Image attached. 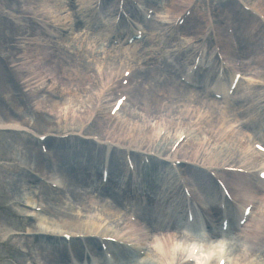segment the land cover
<instances>
[{
  "label": "bare ground",
  "instance_id": "bare-ground-1",
  "mask_svg": "<svg viewBox=\"0 0 264 264\" xmlns=\"http://www.w3.org/2000/svg\"><path fill=\"white\" fill-rule=\"evenodd\" d=\"M91 1L92 0H86V1H80L79 3L80 4L87 3L91 6ZM94 1L95 2L93 4L96 3V0ZM112 1L113 0H107L105 4L107 3L110 4ZM185 1L188 4L191 0H164L163 16L161 17L163 22L166 20V23H168L171 17L176 16L179 13L181 14L182 10L185 9V7L187 6V4H185ZM237 3L238 2L236 1L229 3L232 9L229 8L228 6H225L224 8L227 10L228 13H230L228 9L231 10V14L233 15V13L235 12L234 9H236ZM15 7H16L15 15L17 14L20 19H22L21 16L23 15L24 16L25 15H33V16L37 15L36 23L27 21L29 25L30 24L42 25V22L44 20L50 21L51 19L53 20V18L55 20H53L52 23L68 21V19L65 17L62 19L63 11H65V5L62 0H15ZM250 9L256 12H259L261 15L264 16V12L258 11L253 5L250 7ZM90 12L91 11H89V13ZM134 12L136 14V11ZM239 13H240L241 19L245 20L243 21V28H244L243 33L248 31L250 33L251 38L254 37L252 36V33H254V31L261 33V34L262 32L264 33L263 31L264 26L263 24H261L262 22L260 23L257 19H255L252 16H251L252 18L248 17L249 19H247L246 17L248 16V14L242 9H241V12ZM80 16H82V12H80ZM102 22H104L108 27L111 28V19L109 17L108 19H103ZM202 28L203 27L201 26L200 23L195 25L194 23L189 22L188 25L186 24L181 30L183 36L180 35L179 38H181L180 40H182L184 44L191 43L190 40H195L197 36L201 33ZM122 30H124V28H119V31H122ZM30 31H31V26L25 27V28H17L15 30V32H17L15 36L19 37L18 39L20 40L21 44H24V47L19 50L20 60L18 59L19 61L18 65L20 66L19 70L22 69L21 73L25 72V68L27 66L25 65L24 62H31V52L36 53L38 51H42V49H36L34 47L32 48L31 46H29V45H34V43H30V42L37 41L35 38H32L33 34ZM111 31L115 33V31L113 30ZM234 32L237 35L238 32H236L235 30ZM237 37L239 38V36ZM92 42L94 43V40ZM87 44L92 45L91 42H88ZM238 45H239V49H240L241 55L244 60V65H245V66L243 65L244 81L239 82L236 88L237 90L235 91L236 94L232 97V100L230 102L233 103L234 99H236L239 102L238 103L239 106L236 109L227 111L226 107L221 106V105H225L230 102H226V101L212 102L211 101L213 108L214 106L215 108H218L223 118H226V115H225L226 112L234 113L236 110L243 111V109L247 111V108H246L247 105L250 106V111L254 110L255 108L252 106L254 101H252V99L254 98L253 96L255 95H253V93L250 92L251 91L250 87H253L259 84H264V62H262V65H261V71H263V74H258L257 72L258 68L255 65H253L255 66V68L253 69L246 67L245 62L247 59L245 56V52L243 53V46H242L243 42L240 40L238 42ZM220 46H221L222 53L224 54V56L228 59H232L233 54L231 52L230 46L224 43H220ZM153 49L154 47L153 48L152 46L149 47L148 49L143 51L141 54H139V56L137 55V59L139 61L138 64H140V60H141V63L143 61L144 66L149 65L151 67V71L153 73L151 77L155 80L158 93H160L162 90H164L163 86H165V89H168V90H170V87L167 88V86L169 85L167 81L165 85L163 81L162 85L158 87V83H160V79L159 78L155 79V77H153L157 75L158 73L157 70L154 68L153 63H152V66L149 64L150 62H153L152 58L150 57V52ZM127 52L128 50L123 49L122 55H125ZM41 55L42 54H40L39 56ZM263 56H264V50H263ZM43 57L44 55L41 58ZM90 57L92 56L89 55L88 58ZM118 59L122 62V64L124 63V61L121 60L122 59L121 55H118ZM32 66L26 68L28 70V76L31 78L25 79L24 80L25 82H22V84L26 83L27 84L26 86H30L31 88H35V89H38L39 87L40 89L44 88V91H47L48 89H50L51 86H48L49 82L46 81V78L42 77L41 75L40 76L35 75L33 72ZM77 66L81 67L79 64L64 65L63 73L60 77H58V81L60 82L62 81V82L59 83V86L57 85V87L53 90V93L50 97H47L45 95L41 100H38V102L36 103V107L38 109H41L43 107L49 113L50 116L52 115L53 117L54 116L56 117L55 122L49 121L48 119H43L47 123L44 129L46 133L51 134V135L57 134L59 130L63 129V126H62L63 118H65V114L66 116L69 115L70 119L68 122L67 129L70 132V136L68 137L71 139V141L73 142L75 146H79L80 151L79 153L73 152V154H70L68 156L60 154V160L62 162V164L60 165L65 166L63 170L65 177L68 178L70 182L75 183L77 182L75 174L77 171H79L83 173L82 176L84 179H88V181L97 180V178L95 177L96 164L102 163L103 165L107 163L109 166L107 186L110 187L112 183H114L115 178L117 177L122 178L121 173L117 172L118 165L115 162V160H113V158H110L108 159V161L102 160L101 162L99 161L101 159V155H96V157L94 158L93 151L92 152L89 151L88 148L84 147L85 145H81V144L92 145L93 149L98 150V154H107L109 152L111 153V155L120 154L122 153V151L119 150L118 148H115L113 146H102L101 145L104 143L105 140L114 138V142H117L120 140L121 143H127L129 145L136 144L134 147H137L139 150H143L148 144L150 145L155 144L158 138V134L155 137L154 135L156 133L154 132L158 130L159 128V125L161 124L160 122H162V116H159V111H157L156 112L157 116H155L152 120H150L151 118L150 112L146 104L148 105V100L150 99L151 96H148L146 93H144L145 96H144V99H142L143 101L141 104V107H142L141 110L137 111V113L133 112L134 113L133 116L129 117L130 120L137 119V121L132 122V123H126V122L117 123L115 129L111 131V133H109L108 136H105L106 135L105 129H100L99 133L101 136H104V137H102L99 142L94 143V144L90 143L91 141H83V140L76 139L74 137L75 133H81V131L87 130L86 125L89 122V120H91V118H93L94 116L96 117L99 114H101V112H98V109L96 108L95 105L100 101L101 97L105 95L106 87H108L113 80V79H109L108 76H106L105 84L101 85L100 81L98 80V77L95 75V72L91 73V71L94 70V66L92 64H90L89 67H84V68L82 67L77 68ZM113 67L115 66L113 65L111 68ZM45 68H46V72L52 73L51 75H53L54 71L52 70V68L51 69H49V67H45ZM111 68L106 67V71L109 72ZM154 69L157 72L155 74H154ZM137 71H140V70L137 68ZM1 78H2L1 79V93L6 95L7 93L10 92V88L7 85L4 74H1ZM63 79L65 80L64 84H63ZM55 81H56V76H55ZM207 81L208 79L205 78V83H207ZM52 85L55 86L54 84ZM215 86H217L218 88H221V90L224 91L227 84L224 82H219L215 84ZM215 90L216 88L213 87L212 91H215ZM35 91L40 92V90H35ZM171 94L172 93L168 91L166 97H169L170 102H173L174 99L171 98L172 97ZM53 95L54 97L57 95H65L67 99H70L71 101L70 105H66L65 103L63 105L59 104L57 101H54L52 99ZM134 95H135V92H134ZM150 102H152V100ZM145 106H146V110H145ZM159 106L162 107L163 105L159 104ZM172 106L175 107L174 104L170 103L169 107H172ZM178 112L180 114H183V112L181 111V108L178 109ZM62 113H63V116L60 115ZM179 115L176 120L177 122L181 123L180 125L184 126L186 119L183 117H180ZM232 116L235 119H237V116L235 114H232ZM11 119L12 118L9 115L6 116L5 121L6 123H9V125H5V126L19 125L17 127H23V125L28 126L30 124L29 120L24 119L22 123H17L16 121H12ZM31 127L35 128L34 125H32ZM206 130H207L206 132L207 135L204 134L203 139L194 138L193 140H189L185 144L181 152L175 156L177 160L186 159L187 156H190V158H195L194 156H197V154L199 153V150L203 148V144L205 143L206 138L209 140L210 139L213 140V136H216L217 139L221 138V142H216L214 144L217 146V149H218L217 153H211L209 156L205 155V157L203 158V160L207 162L208 164L214 165L220 162L223 163V162L231 161L230 158H232L231 157L233 155L232 152L238 153L239 155L238 160H240L241 163H246L247 164V165L245 164L246 166L253 167L259 163L264 162V156L255 154L252 151H249L247 146L245 147L238 143L237 140L239 137L242 136L241 134L237 135L234 131H225V130H222L220 134L218 130V126H213L212 122L209 123V126L206 128ZM167 136H168V133H166L161 138L159 142V146L163 145V143L167 139ZM176 136L177 137L175 139L173 138V142L169 143V146H171L175 142L179 134L178 135L176 134ZM235 136H236V139H235ZM132 149L133 148L127 146V149L124 151L128 153ZM147 151H151V150H147ZM219 152H224V153L223 155H221ZM226 152H227V155L224 156ZM30 156H31V153L29 152V157ZM164 157L165 158L153 160V164H154L155 171L157 172V174H159L161 178L163 179L165 178L168 182L169 181L168 174H173L175 173V171L171 170L170 167L169 169L165 165V163L167 164L166 160L167 159L171 160V158L166 157V156ZM217 159L219 160L216 161ZM165 170L168 172V174ZM33 172L39 173L41 175L45 173V167L41 161V158H37V164L34 165ZM189 173L193 179H195L197 182L200 183L201 188L206 192V195L208 197V202H207L208 208L202 212L204 216L203 222L205 220L208 223L213 224L215 222L213 211L217 213V210H216L217 206H214L213 198L215 197L216 199H218L220 197L219 191L216 188V186H214L211 182L208 181L207 183L205 181L207 183L206 184L202 179L203 178L202 174H200L199 172L189 170ZM235 177L238 179H245V177L238 176V175L233 176V179H228L227 182L233 190L241 192L243 196L247 195V193L255 192L256 194H258V197H257V206L255 207L252 216L248 220L247 225L242 230L234 232L237 239L235 241L236 243L233 244V249L231 247V250L229 251V255H228L229 261L234 264H264V259H260V258L258 259L255 257V249H254L256 245L260 246L261 239L262 237H264V190L260 188L259 189L254 188L253 185H242L240 183H237L234 180ZM26 178L28 179V175L26 176ZM98 180H99V187H101L100 177ZM30 181L33 183L32 180L28 179V182ZM162 185L163 186L166 185L164 190L155 188L154 183L152 186L148 185L145 191H143L142 201L146 203L154 204L153 210L150 212L149 217L150 219L152 218V222H154V224L156 223L157 225H159L160 223H164L163 221H166V224H163L164 226H156V227H163L165 229L167 227H171L175 221L174 215L176 214L177 206H171V204L173 202L177 203L176 201L177 196L175 195L174 187L172 188V185H170V183L168 184L163 183ZM83 189H86V188L84 187ZM73 190L74 192L73 191H69V192H72L71 193L72 196L74 195L77 196V207H76L78 208L77 211L75 210L76 208L67 207V206L65 207L63 206L62 203H59V202L56 203L55 209H51V208L46 207V203L43 202L44 211H46L48 215L51 216L52 218L49 220H45V221H42V219L40 218L39 224H38L39 226L31 227L30 232L32 233L41 232V231L47 232V230H49L52 233L87 235L89 233H93L97 231L100 227H102L101 234L103 235H112V234L124 235L128 239H132V238L135 239L134 241H136V244L138 246L141 245V243H148L150 246L145 256V259L149 258L147 261L148 264H171L173 263L174 261L173 256L175 255L176 247L178 245L177 241L174 244H171V242L168 241L167 239L163 241L159 240V241L152 242L151 238L148 237L150 232L149 230H147V225L149 223L145 221L147 220L146 218H148L145 214L140 215L141 223L139 224V227H132V226L128 227L126 225L125 226L118 225L117 217L121 213V210H119L116 213V220L114 223L112 222L109 223V226L102 225V223L104 222V213L95 212L93 210L91 195H89V193L87 192L79 195L80 193L77 194L75 187H73ZM108 191L112 195H114V200L116 204L121 205L122 203L127 204L129 202L128 192L126 193L125 191L115 192L110 189ZM180 200L182 199L180 198ZM239 203H242V202H239ZM26 204L28 206H34L33 201L29 198ZM210 207L213 209V211L211 210ZM227 209H228L229 216L233 217V222H235L237 219V207L233 208L232 206L227 205ZM260 209L262 210L261 213L259 212ZM153 214L160 215L157 218L158 220H156L155 216H152ZM217 227L218 226L215 225V228ZM156 231L160 233L161 230L158 229ZM175 235H177V232H172L171 230H167L166 233L164 234V236L166 237H172ZM44 244L46 245V247L51 248L50 250L52 252L50 254L54 258L57 257L55 260V264H59L60 263L59 259L61 260V258H63L61 255L63 254L62 249H64V241L59 240V239L56 240L55 238H49V240ZM70 244H72L74 250L77 251L79 246H76L75 248L74 245L78 243L70 242ZM118 250L119 249H115V251H118ZM38 251L39 252L41 251L40 246L38 248ZM261 256L264 257L263 252L261 253ZM37 257H38L37 259L38 262L36 264H51L53 261L52 258L47 257V256L42 257L41 258L42 260L41 259L39 260V254L37 255Z\"/></svg>",
  "mask_w": 264,
  "mask_h": 264
},
{
  "label": "rangeland",
  "instance_id": "rangeland-1",
  "mask_svg": "<svg viewBox=\"0 0 264 264\" xmlns=\"http://www.w3.org/2000/svg\"><path fill=\"white\" fill-rule=\"evenodd\" d=\"M76 1V5H77V10L79 9H84V4H81L80 6V1H86V0H75ZM13 0H0V4L2 6V8H4L5 10L7 8H10V6L12 5ZM161 0H158V5H157V9L156 12L158 13V16L155 18V21L157 22H162L160 20V18L162 17V10H161ZM1 9V8H0ZM74 15H76L75 17H71V21L70 22H65L62 21L60 24L64 25V28H59L56 27L57 29H65L68 30L69 26H73L74 22H78L81 21L78 18V12L76 11V7L72 10H70ZM68 13H64L62 17H67ZM2 15V14H0ZM198 18L197 20L195 18L194 21H192V23H194L195 25H197L198 23H201V19L199 17V15L197 14ZM1 17V16H0ZM234 20H236L238 22V17L234 16ZM82 22V21H81ZM8 23V21H5L3 23H0V50H9L8 46H15L14 42L9 41L6 42L5 38H3L2 36V31L4 26H6ZM80 25V24H79ZM202 27L204 26L203 24L201 25ZM66 27V28H65ZM162 28H164L161 25ZM79 28V27H78ZM154 30V26L152 27ZM78 30V29H77ZM72 33V35H69V43L71 42V40L73 41L72 46L73 49L70 50V52L66 55L65 60L69 62V65H73V64H79L82 68L84 67H89L90 64L93 65V60L95 59V57H98V54L96 53L95 47L94 45H88V40L87 37H82L80 36V33H76L73 31H70ZM156 32V30H155ZM79 35V36H77ZM175 40H163L162 41V46L167 47V46H171L172 48L165 50L166 51H171V50H177L178 49V43H180L181 47L183 46L181 44L180 41H176L177 39V35L174 36ZM241 38L242 40L245 42L246 44V52H247V61H249L246 65V67L248 68H255V66L258 68L257 72L259 74H262L263 71H261V65L262 62H264V56H263V47H261V44H256L255 41H251L248 44L247 38H244V34L241 31ZM258 38V36H257ZM149 39L145 38V40L143 41L142 45H146L148 43ZM260 43V42H259ZM58 45V44H57ZM59 47V45H58ZM11 50V48H10ZM180 51V50H179ZM13 52V51H10ZM174 53V52H173ZM169 56L172 55V53H168ZM176 54V53H175ZM39 53L36 54V56L38 57ZM91 55L92 57L88 58V56ZM174 56V55H173ZM172 56V57H173ZM186 60V57H183L182 60H178L179 64H183L184 61ZM156 63H160L159 65L162 67V69L160 70L159 67H155L154 68V74L157 73V75L153 76L155 77V79H160V83H158V87H160L162 85V82L164 81V85L166 83V81L168 82V87H170V90L165 89V86H163V89L160 93H158L156 84H155V80L151 77L153 75L152 71H151V67L150 66H146L145 68H143L141 70L140 73H138V76H135L134 80H137L141 83H144V87L139 86L138 84L134 83L133 87H134V91H135V95H134V91L132 94V98H131V105L128 109H126V112L124 113L122 119L119 120V123L121 122H126V123H132L137 121V119H132L130 120L129 117L133 116V112H136L141 110V104H142V99H144V96L146 93L148 96H151L150 99L148 100V105L146 104L149 112H150V120L153 119V117L156 115V112L159 111V115H163L165 120H171L174 121L177 119V115L179 114L178 109L181 108L182 111L186 110V107H195L196 105H202V103L199 101L200 98H202L201 93H199L197 95V100H191L188 96V93L185 94V92L180 91L179 89H176L174 86V82L173 81V77H171V74L173 73V68L169 65V63H167L164 58H158V60H155ZM188 61L185 62V66L187 65ZM255 65V66H253ZM152 66V65H151ZM185 66L183 65H179V69L180 71H183ZM78 67L77 68H81ZM166 67V68H165ZM249 70V69H247ZM95 68L94 70L91 71V73L95 72ZM96 75V74H95ZM8 81L10 82L11 85V80L7 77ZM12 86V85H11ZM263 85H256L253 87H250L251 89L253 88L252 92L254 98L252 99V101H258L257 99V94H256V89L260 90L259 95L263 97V94L261 93ZM12 88V87H11ZM168 91H170L172 94V97L174 99L173 102H170L169 97L167 96ZM5 96V100L3 99L2 93H1V85H0V122H3L6 119V116H10L14 121H17L18 123H21L19 120H21L22 118L28 119L29 117L31 119L30 123H35L36 124V133H44V128L47 123L45 121H37L34 122V117H31L30 113H28L27 109L24 107L23 101L21 99H19V102L17 100L18 96L13 94V93H7ZM194 98V97H193ZM7 99V101H6ZM147 99V98H146ZM145 99V100H146ZM108 99L104 98L102 100L103 102V108L106 104V101ZM152 100V102H150ZM61 101H64V99H62ZM157 101V102H156ZM172 103L175 105V107H169V104ZM257 103V102H256ZM61 105H63L62 103H59ZM159 104H162L163 106L160 107ZM204 104V103H203ZM108 106V105H107ZM146 106H145V110H146ZM248 106V105H247ZM185 107V108H184ZM159 110H158V109ZM184 113V112H183ZM190 113V112H188ZM246 116H247V122L251 121L252 122V117H250L248 115L247 112ZM61 116H63V113L60 114ZM181 115V114H180ZM52 116V115H51ZM59 116V115H58ZM57 116V117H58ZM61 118V117H60ZM49 121H56V117L52 116V118L48 119ZM175 122V121H174ZM254 122H256V118L254 119ZM254 126V125H253ZM252 126V128H253ZM112 129H109V132ZM255 129H253V133H255ZM30 143V145L32 146L33 141L30 139L29 136H27L26 134H22V133H17V132H12V131H2L0 132V209L2 210H6L9 208V206H13V202L15 201H21V199H25L26 195H25V191H24V182H21V180L19 179V176L16 175V173L19 172V170L17 169V166H21V168H27L25 166H23V161H24V157H25V152L22 150V147L25 143V146L27 145V143ZM34 148V147H33ZM55 148H57V153H64L68 152L69 150H65L64 148L62 149L61 145L55 146ZM59 149H62V151H59ZM218 151L214 150V153H217ZM32 153H36V150L33 149ZM234 159H236V157H232ZM117 160L118 165L120 167H122L121 162L119 160V158H114ZM238 161V159H236L234 162ZM99 167L97 165V169L96 172L99 175ZM18 194V198L14 200V195ZM17 208V207H15ZM76 208V207H74ZM2 210H0V231H4L7 229H9V224L8 223H12V229L18 227L17 225H19V223H16L15 221H10L8 222L7 220H5V215L2 216ZM76 211L78 210V208L75 209ZM7 217V216H6ZM47 215H44L43 219L46 220ZM3 236V233H0V241H1V237ZM23 244V237L19 236L16 237L15 240H10L7 243H5L4 245L1 246L0 244V264H29L30 260L28 259V257L26 256V254H21L19 253V249H21L19 247V245ZM22 251H25L24 249H21ZM147 252L145 253V255L143 256V258L145 259ZM134 255V253L132 254ZM150 255V254H149ZM142 258V260H143ZM149 258H146L145 260H140V262L138 264H146V262L148 261ZM25 262V263H23ZM134 264H137L134 263ZM148 264V262H147Z\"/></svg>",
  "mask_w": 264,
  "mask_h": 264
}]
</instances>
